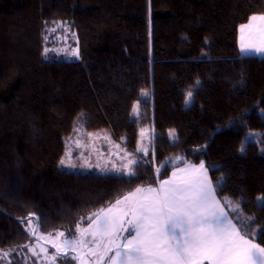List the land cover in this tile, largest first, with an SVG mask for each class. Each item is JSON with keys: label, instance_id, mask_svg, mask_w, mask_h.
<instances>
[{"label": "trees", "instance_id": "trees-1", "mask_svg": "<svg viewBox=\"0 0 264 264\" xmlns=\"http://www.w3.org/2000/svg\"><path fill=\"white\" fill-rule=\"evenodd\" d=\"M263 13L264 0H0V264H42L39 234H76L116 199L202 162L264 247V58L238 42ZM68 37L78 58L58 43ZM143 125L153 149L135 175L61 168L67 140L108 131L136 152ZM247 131L260 142L245 145ZM71 254L44 264H79Z\"/></svg>", "mask_w": 264, "mask_h": 264}, {"label": "snow or ice", "instance_id": "snow-or-ice-1", "mask_svg": "<svg viewBox=\"0 0 264 264\" xmlns=\"http://www.w3.org/2000/svg\"><path fill=\"white\" fill-rule=\"evenodd\" d=\"M251 20L264 21V15ZM253 36L259 37V44L248 50L264 52V24L250 33V39ZM193 171L203 172L204 165ZM128 174L135 172L129 168ZM172 175L158 187L137 188L93 213L88 228H78L79 236L70 234L54 247L81 249L84 256L73 257L80 264H264V247L247 238L253 235L252 222L241 224V233L206 175L179 180L176 173ZM227 206L231 207L230 201ZM238 209L239 205L232 210ZM58 235L64 237L63 232Z\"/></svg>", "mask_w": 264, "mask_h": 264}, {"label": "rangeland", "instance_id": "rangeland-1", "mask_svg": "<svg viewBox=\"0 0 264 264\" xmlns=\"http://www.w3.org/2000/svg\"><path fill=\"white\" fill-rule=\"evenodd\" d=\"M74 37L67 39H59L58 43L62 45V49H66L68 54L73 58H78V48L75 45ZM191 93V92H189ZM188 93V94H189ZM187 94L186 99V107H189L192 101V93L191 96ZM151 99V92L148 90H144L141 93L140 99L135 102L134 109L132 112V117L134 120H141V106L142 101H149ZM263 114V113H262ZM78 122H83L84 115L81 116ZM77 122V123H78ZM77 125V134L84 133L83 129L81 128V123ZM101 134H96L95 136L91 135L90 137L80 138L76 137L71 140L70 146L69 143L67 144L66 141V153L63 158L65 163L61 165L62 169H65L69 172H82L86 173L87 171H93L96 174H126L129 175V168H133V166L139 162V157L141 154L148 155L152 151L153 145V128L151 125H143V128L140 132V139L137 146V151H129L125 148L124 142L125 140L116 142L110 135L108 131H100ZM172 141H176V136L173 132L170 133ZM261 132H252L247 131L246 138L244 140V144L246 145L247 142H257L259 143L261 140ZM262 152H264V147H262ZM129 161H134L135 163L129 165ZM175 163V162H173ZM119 170V171H118ZM130 176V175H129ZM260 204H263V198L259 197ZM89 226V224H88ZM88 226L79 227L80 229L88 228ZM60 232L64 233V237H60L58 234ZM69 232L67 231H58L54 234H39L38 240L31 243V254L37 257L39 263H52L60 255H65L68 252H71L72 257L74 256H84V252L77 248L75 252L71 249H67L61 247L57 250L54 247V244L61 242L63 239L70 237ZM76 236H79L80 233L77 230ZM86 239H91L90 236L85 234ZM88 245H86L87 247ZM74 259V258H73ZM26 262L28 264H32V257L27 256ZM77 263L80 264L78 259H75ZM94 264V262H93Z\"/></svg>", "mask_w": 264, "mask_h": 264}, {"label": "crops", "instance_id": "crops-1", "mask_svg": "<svg viewBox=\"0 0 264 264\" xmlns=\"http://www.w3.org/2000/svg\"><path fill=\"white\" fill-rule=\"evenodd\" d=\"M262 15H264V13ZM253 16H261V15H253ZM251 17H250L249 22H247L246 24L241 25L239 27V29H238L239 30V35H238L239 52L242 55H244V56H252L253 55V56H257L259 58H264V52L255 51V50H248L250 45H252L254 43L255 44H259V37L258 36H253V38L250 39V33H255L257 28L260 25L264 24V21H259V20L255 21V22L252 21ZM249 25H253V27L249 28L248 27ZM201 164L204 165V171L203 172L193 171L194 169H199ZM173 173H176V179L177 180H179L180 177L186 176V175H191L193 177L199 176L201 178H203V176L206 175L208 181L211 183L212 187L214 188L213 181L210 178L209 169H207L206 164L204 162L199 163V164L188 163V164H185V165H182V166H177V168L173 169L171 174L168 177H166V179H164V180L173 179V175H172ZM164 180H162V181H164ZM160 182L161 181H159L157 185L152 186V187L153 188L158 187ZM145 188H148V187H145ZM132 192H135V190L132 191ZM214 194H215L216 199L221 203L216 191H215ZM221 205L224 206V210L228 213L225 205L223 203H221ZM228 216H229V219H231L233 221V219L231 218L230 214H228ZM233 223H234V221H233ZM253 242L256 243L254 240H253ZM205 264H208V262L206 261Z\"/></svg>", "mask_w": 264, "mask_h": 264}]
</instances>
